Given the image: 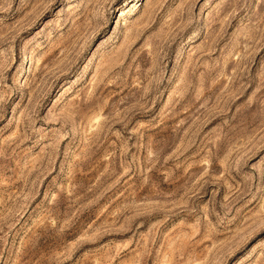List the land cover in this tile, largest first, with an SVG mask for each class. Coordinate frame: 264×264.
<instances>
[{"label":"rangeland","instance_id":"rangeland-1","mask_svg":"<svg viewBox=\"0 0 264 264\" xmlns=\"http://www.w3.org/2000/svg\"><path fill=\"white\" fill-rule=\"evenodd\" d=\"M0 264H264V0H0Z\"/></svg>","mask_w":264,"mask_h":264}]
</instances>
